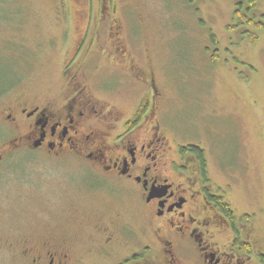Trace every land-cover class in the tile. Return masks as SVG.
<instances>
[{"label":"rangeland","instance_id":"374dc122","mask_svg":"<svg viewBox=\"0 0 264 264\" xmlns=\"http://www.w3.org/2000/svg\"><path fill=\"white\" fill-rule=\"evenodd\" d=\"M113 6V22L95 37L94 13L104 0H0V94L19 103L62 99L69 92L63 67L72 57L105 112L114 107L129 117L153 84L170 156L198 166L179 149L203 151L211 194L233 211L234 235L249 246L248 264H262L264 29H254L251 42L232 28L234 0H109ZM255 10L264 16V0ZM8 132L0 125V264H32L44 244L66 248L82 264L199 260L198 252L180 248L161 253L140 198L121 191L125 182L95 171L96 186L75 157L15 148ZM4 148L11 152L4 155ZM102 222L126 228L109 254L98 251L102 238L92 229ZM222 237L228 244V228ZM126 239L132 249L146 244L153 252L127 256ZM30 247L36 251L24 254Z\"/></svg>","mask_w":264,"mask_h":264},{"label":"flooded vegetation","instance_id":"af4514ba","mask_svg":"<svg viewBox=\"0 0 264 264\" xmlns=\"http://www.w3.org/2000/svg\"><path fill=\"white\" fill-rule=\"evenodd\" d=\"M107 2L104 0L105 7L94 13L95 37L102 25L113 22L115 7H107ZM86 16H91L88 10ZM82 42L83 39L78 47ZM72 59L63 67L69 92L60 100L19 103L0 94V125L7 127V137L11 134L16 138L14 147L56 157H75L86 166L82 174L94 184L91 172L95 171L102 177L125 182L128 188L121 191L140 198V212L163 255L172 256L174 249L180 248L190 254L198 252L199 260L192 261L196 264H248L247 243L234 235L235 215L232 212L226 216L218 201H224V197L211 194L205 168L198 161V166H194L170 156L167 137L159 125L161 111L155 86L146 88V94L129 117L114 107L105 112L106 105L88 92L86 79L80 78L82 67ZM143 81L148 83L146 78ZM10 152L11 149L2 150L4 155ZM2 159L0 155V162ZM224 227L231 233L228 244L222 237ZM92 229L102 238L98 251L109 254L114 250L115 236L122 235L126 228L102 222ZM44 245L32 258V264H82V259H72L66 248L61 252L48 247L50 244ZM130 245L126 239L127 256L134 253L136 258V253L153 252L146 244L137 250ZM34 251L30 247L23 253Z\"/></svg>","mask_w":264,"mask_h":264},{"label":"trees","instance_id":"16d2710c","mask_svg":"<svg viewBox=\"0 0 264 264\" xmlns=\"http://www.w3.org/2000/svg\"><path fill=\"white\" fill-rule=\"evenodd\" d=\"M197 0H189V2H195ZM257 0H234V10H233V19L234 25L232 28H240L242 36H245L251 42H255L257 40V35L254 33V29H264V16L257 14L256 9ZM256 13V14H255ZM212 43L215 45L214 38L211 37ZM190 152L194 155L195 159L199 162V164L204 168L205 159L203 151L194 146L190 147H180L179 152ZM219 205L222 207L223 212L226 216H230L233 211L230 206L223 201L222 198H218ZM245 251L249 252V246H245ZM262 264H264V255L261 257Z\"/></svg>","mask_w":264,"mask_h":264}]
</instances>
